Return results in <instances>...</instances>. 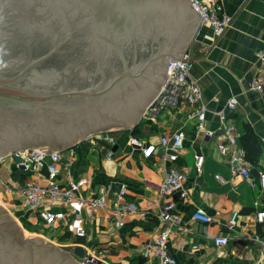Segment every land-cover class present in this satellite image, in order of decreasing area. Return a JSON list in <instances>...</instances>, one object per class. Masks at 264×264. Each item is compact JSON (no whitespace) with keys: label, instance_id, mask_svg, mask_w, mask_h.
<instances>
[{"label":"crops","instance_id":"crops-1","mask_svg":"<svg viewBox=\"0 0 264 264\" xmlns=\"http://www.w3.org/2000/svg\"><path fill=\"white\" fill-rule=\"evenodd\" d=\"M223 7L232 18L231 26L224 34L216 37L209 27L198 24L187 48L191 73L198 79L202 91L200 103L189 105L182 102L176 109L161 110L155 121L140 118L132 128L112 132L115 141L110 145L115 146V150L93 142V137H89L88 141L76 142L65 151L61 150L62 172H68L74 181L87 179V184L80 190L81 196L95 194L101 183L110 188L105 206L97 208L93 218L86 217L87 237L78 240L62 227L47 229L33 212L21 207L17 199H14V204H9L12 197L0 192V204L23 229L26 227L31 235L50 239L53 244V240H56L65 249L81 245L87 256H95L100 250L99 264H141L144 244L161 229L153 215L164 205V200L158 194L160 182L169 167L174 166L185 171L184 185L187 191L185 199H180L178 193L172 195L181 215V223L167 249L177 264L259 263L264 256V247L254 238L264 239V223L256 221V213L264 208V189L257 177L253 184H249L240 177L231 176L227 156L218 151L219 145L226 140L218 131L216 112L224 110L228 122L235 125L239 145L250 163L252 173L256 175L258 169L264 172V96L249 86L251 79L264 77V62L258 61L254 55L264 47V0H223ZM232 96L238 100L235 110L226 108V101ZM199 104L206 106L204 127L215 131L212 137L208 138L197 131L195 118L186 117ZM245 126H249L261 142L262 152L256 164L247 159L246 150L240 143ZM180 130L185 138L183 150L175 163L164 161L158 154L146 157L141 148L129 143V137H136L143 147L158 145L162 136ZM70 148L74 151L73 155ZM229 149L232 150V147ZM199 154L204 156V162L201 171L197 172L195 157ZM33 173L42 175L44 171ZM215 174L228 181L220 182ZM0 177L10 183L23 181V176L13 164L10 170L1 167ZM61 183L62 186L66 185L65 178ZM122 186L126 188L124 199L135 203L140 211L149 213L126 217L123 227L118 229L111 218V207L116 192ZM197 208L204 209L211 217L209 224L202 225L190 219ZM61 210L66 211L67 208ZM234 211H238L239 216L237 224L230 229L229 221ZM223 235L229 237V242L216 246L214 238Z\"/></svg>","mask_w":264,"mask_h":264},{"label":"water","instance_id":"water-1","mask_svg":"<svg viewBox=\"0 0 264 264\" xmlns=\"http://www.w3.org/2000/svg\"><path fill=\"white\" fill-rule=\"evenodd\" d=\"M200 17L191 0H0V154L65 151L135 126ZM85 258L81 245L63 249L26 237L0 205V264Z\"/></svg>","mask_w":264,"mask_h":264},{"label":"built area","instance_id":"built-area-1","mask_svg":"<svg viewBox=\"0 0 264 264\" xmlns=\"http://www.w3.org/2000/svg\"><path fill=\"white\" fill-rule=\"evenodd\" d=\"M197 14L200 17L199 25L207 26L211 29L214 36L218 37L231 26L232 18L224 11L223 0L212 2L204 0H191ZM255 58L264 62V47L255 52ZM169 72L161 89L153 100L147 105L142 113V119L155 121L158 113L165 109H176L180 103L196 105L200 103L202 91L198 79L191 73L190 54L188 49L184 51L179 60L169 62L167 66ZM250 89L264 96V77L251 79ZM216 101V100H215ZM238 100L235 96L226 101V108L235 110ZM206 106L199 104L193 111L187 113V119L195 118L197 120L196 129L203 132L206 137L215 135V131L204 127L206 117ZM219 121L218 131L226 140L224 144L219 145L218 151L227 156V162L232 177H240L253 184L255 177L258 178L260 186L264 189V172L260 169L254 175L250 168V163L246 160L244 152L239 145V135L235 125L228 122V117L224 110L216 112ZM112 132L99 133L93 136V142L104 140L109 144L115 141ZM185 134L183 131L175 132L169 136H162L158 145L149 144L143 147L136 137H129V143L142 149V154L149 157L152 154H158L164 161L175 163L179 153L183 150V141ZM264 153V138L262 139ZM232 147V150L229 149ZM31 147L25 150H16L9 153L0 154V168L6 159L12 161L17 172L23 176L22 183H10L0 177V192L6 193L12 197L9 204H14V199L18 200L21 207L33 212L39 220L49 229L62 227L72 233L76 239L87 237L85 228L86 217L93 218V213L97 208H103L107 202V196L110 188L107 184L101 183L95 194L89 197L80 195V190L87 184V179L74 181L69 173L65 174L60 168L61 150ZM71 149V148H70ZM71 155L74 151L71 149ZM111 156V152H109ZM16 159H19L17 162ZM204 162L203 155H196L195 169L201 171ZM71 161L69 162V165ZM43 170L42 175H35L33 172ZM65 178V186H62L61 180ZM215 178L220 182L228 181L220 174H215ZM186 173L174 166L169 167L159 185V197L164 200L161 210L153 214L158 224L161 226L159 233L144 244L141 255L143 261L141 264H177L167 249L170 239L176 234L181 223V215L175 207L172 195L178 193L180 199H185L187 191L185 188ZM126 188L122 186L116 192V198L112 201L111 218L116 228H122L124 219L136 213L147 215L148 211H140L135 203L125 198ZM3 206V205H2ZM4 207V206H3ZM67 210L63 211L62 208ZM57 208V209H56ZM239 212L234 211L230 217L229 228L237 224ZM193 222L202 225L209 224L212 219L204 209L197 208L191 215ZM256 221L264 223V208L256 213ZM188 231V228H185ZM255 241L264 247V239L255 237ZM229 242L228 236H218L214 238L216 246H224ZM102 251H97L95 256H89L79 260L81 263H95L101 257ZM258 264H264V256Z\"/></svg>","mask_w":264,"mask_h":264},{"label":"trees","instance_id":"trees-1","mask_svg":"<svg viewBox=\"0 0 264 264\" xmlns=\"http://www.w3.org/2000/svg\"><path fill=\"white\" fill-rule=\"evenodd\" d=\"M241 145L246 150L247 159L256 164L258 162V157L261 154V142L258 137L250 130L249 126H245V133L240 139Z\"/></svg>","mask_w":264,"mask_h":264},{"label":"rangeland","instance_id":"rangeland-1","mask_svg":"<svg viewBox=\"0 0 264 264\" xmlns=\"http://www.w3.org/2000/svg\"><path fill=\"white\" fill-rule=\"evenodd\" d=\"M118 130H122L121 128H118V129H114V128H112V129H110V130H108V131H110V132H114V131H118ZM91 137H93V136H91ZM47 147H49V146H47ZM50 148H52V147H50ZM52 149H56V150H61V149H58V148H56V147H53ZM11 166H12V161H10L9 159H6L4 162H3V164L1 165V167L2 168H4L5 170H10L11 169ZM1 205V204H0ZM19 224V223H18ZM20 225V224H19ZM21 226V225H20ZM22 228V227H21ZM47 228V227H46ZM48 229V228H47ZM22 230H23V233H24V235L27 237V236H36V235H31L32 233H30V231L28 230V228H26V227H24V229L22 228ZM24 230H26V231H24ZM44 233H48V232H46V231H43ZM56 233L58 232V230H56L55 231ZM55 234V233H54ZM40 237V236H39ZM45 237V236H44ZM42 238V237H41ZM47 238V237H46ZM44 241H46V242H50L51 240L50 239H44ZM53 242H54V244L56 245V246H58V247H62V245H60V244H58V241H56V240H53ZM63 249H65V247H62Z\"/></svg>","mask_w":264,"mask_h":264},{"label":"bare ground","instance_id":"bare-ground-1","mask_svg":"<svg viewBox=\"0 0 264 264\" xmlns=\"http://www.w3.org/2000/svg\"><path fill=\"white\" fill-rule=\"evenodd\" d=\"M114 129H118V128H114Z\"/></svg>","mask_w":264,"mask_h":264}]
</instances>
